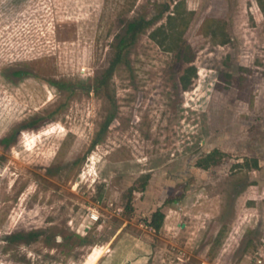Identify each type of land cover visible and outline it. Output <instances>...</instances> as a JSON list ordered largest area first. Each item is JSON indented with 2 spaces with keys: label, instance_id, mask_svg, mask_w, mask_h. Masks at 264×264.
Instances as JSON below:
<instances>
[{
  "label": "rangeland",
  "instance_id": "rangeland-1",
  "mask_svg": "<svg viewBox=\"0 0 264 264\" xmlns=\"http://www.w3.org/2000/svg\"><path fill=\"white\" fill-rule=\"evenodd\" d=\"M165 3L108 89H95L126 23ZM177 5L193 12L183 38L197 74L186 88L190 63L149 35ZM205 17L219 21L214 36L199 31ZM5 136L0 264H95L102 254L97 264H264L257 0H0ZM157 208L155 231L146 220Z\"/></svg>",
  "mask_w": 264,
  "mask_h": 264
},
{
  "label": "trees",
  "instance_id": "trees-1",
  "mask_svg": "<svg viewBox=\"0 0 264 264\" xmlns=\"http://www.w3.org/2000/svg\"><path fill=\"white\" fill-rule=\"evenodd\" d=\"M260 8L264 11V0H257ZM158 8V12L155 13L151 18L147 19L144 15H140L129 20L126 23L125 31L122 35L118 37L116 42L113 43V55L109 61V65L104 70L102 76L96 78L94 83V88L99 89L100 87H104L108 89L109 78L114 72L117 65L123 60L124 52L128 49V47L133 44L138 37V35L146 29L155 19L160 18L166 10L168 9V5L156 4ZM175 10L171 14H167V20L165 24H161L156 27L154 30L150 32V37L154 39L163 49L169 51L174 50L177 58L181 62L190 63L182 73L180 80L182 86L184 88L188 87L191 83L192 78L197 74V68L195 65L191 64L195 58V50L184 38L183 33L189 23L191 15L193 12H185L180 5L175 6ZM219 21L213 17H205L199 27V31L204 35H215L216 29L219 28L216 25ZM224 36V35H223ZM226 38H222L221 42H225ZM17 75H22L28 73L26 70L19 69L14 71ZM59 87H66L63 82L58 83ZM41 118H33L24 124L22 127H32L39 123ZM110 118H107L106 121L103 122L100 127V131L103 132ZM100 132V133H101ZM96 140L92 143L94 144ZM0 143L4 145H8L10 143V137H2L0 138ZM166 201L175 202L177 198H168ZM165 214L160 209L157 208L150 214V217L146 220L147 224L150 225L155 231H158L162 225ZM28 236L36 237L38 236V231L34 230L28 233Z\"/></svg>",
  "mask_w": 264,
  "mask_h": 264
},
{
  "label": "crops",
  "instance_id": "crops-1",
  "mask_svg": "<svg viewBox=\"0 0 264 264\" xmlns=\"http://www.w3.org/2000/svg\"><path fill=\"white\" fill-rule=\"evenodd\" d=\"M98 246H100V245H98ZM103 247H105V245H103ZM103 253H104V251H103ZM102 256H103V254L98 258V260L95 262V264H97L101 260ZM120 264H124V262H121Z\"/></svg>",
  "mask_w": 264,
  "mask_h": 264
},
{
  "label": "built area",
  "instance_id": "built-area-1",
  "mask_svg": "<svg viewBox=\"0 0 264 264\" xmlns=\"http://www.w3.org/2000/svg\"><path fill=\"white\" fill-rule=\"evenodd\" d=\"M92 219L95 221L97 219V216L95 214H92ZM150 226V225H149ZM151 227V226H150Z\"/></svg>",
  "mask_w": 264,
  "mask_h": 264
}]
</instances>
